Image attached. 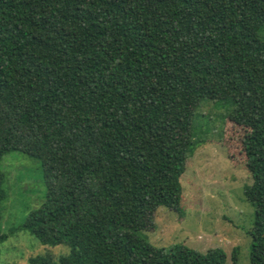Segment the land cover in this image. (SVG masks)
<instances>
[{"label": "trees", "instance_id": "obj_1", "mask_svg": "<svg viewBox=\"0 0 264 264\" xmlns=\"http://www.w3.org/2000/svg\"><path fill=\"white\" fill-rule=\"evenodd\" d=\"M202 101L248 131L249 264H264V0H0V164L41 163L44 201L21 227L69 249L28 264H225L143 236L159 208L181 212Z\"/></svg>", "mask_w": 264, "mask_h": 264}, {"label": "rangeland", "instance_id": "obj_2", "mask_svg": "<svg viewBox=\"0 0 264 264\" xmlns=\"http://www.w3.org/2000/svg\"><path fill=\"white\" fill-rule=\"evenodd\" d=\"M230 106L202 101L196 110L193 129L201 142L187 160L180 178L181 212L159 208L154 228L144 232L147 241L165 248L179 244L199 253L221 249L225 264H249V235L254 209L245 197L252 179L245 166L242 139L248 132L226 119ZM5 175L7 198L0 208V264H28V259L50 254L66 255L65 246L41 245L22 229L27 215L40 207L46 187L41 163L19 152L5 155L0 164ZM237 249L236 263L232 261Z\"/></svg>", "mask_w": 264, "mask_h": 264}]
</instances>
